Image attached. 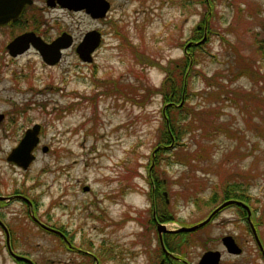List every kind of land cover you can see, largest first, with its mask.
<instances>
[{
  "label": "rangeland",
  "instance_id": "1",
  "mask_svg": "<svg viewBox=\"0 0 264 264\" xmlns=\"http://www.w3.org/2000/svg\"><path fill=\"white\" fill-rule=\"evenodd\" d=\"M108 1L99 19L46 0L28 5L38 34L75 39L54 65L32 47L10 56L16 31L0 29V196H23L0 199L9 231L6 239L0 228V264H30L6 242L33 264H159L168 243L174 250L183 239L158 236L157 225L203 220L227 201L228 182L245 191L246 201L233 200L247 211L225 207L191 234L194 245L177 250L192 264L213 246L223 252L219 264H264L249 224L264 249V0ZM91 29L101 43L86 62L74 46ZM171 105L200 110L180 138L185 164L160 136ZM35 123V159L26 169L7 162ZM152 173L163 185L154 194ZM224 235L236 238L240 255L224 251Z\"/></svg>",
  "mask_w": 264,
  "mask_h": 264
},
{
  "label": "water",
  "instance_id": "2",
  "mask_svg": "<svg viewBox=\"0 0 264 264\" xmlns=\"http://www.w3.org/2000/svg\"><path fill=\"white\" fill-rule=\"evenodd\" d=\"M33 0H0V26L5 25L12 19H15L19 13L21 12L22 8L28 4H32ZM46 4L48 6H55L59 5L61 7H66L72 10H84L91 18L99 19L105 17L107 11L110 8V2L108 0H46ZM101 41V34L98 30L92 29L87 31L81 41L76 45L75 51L78 57L82 61L90 62L92 60V54L95 49L98 47ZM72 44V37L69 33L63 32L51 42L44 41L40 36L36 35L33 31L23 32L17 36H15L12 40L9 41L6 48L11 56H17L23 54L29 48H34L40 55L41 59L48 65L56 64L62 56V50L68 48ZM3 119V114L0 113V121ZM39 132H40V125L38 123L33 124L31 127L27 128L24 131L23 137L20 139L18 144L13 147L10 152L6 156V161L9 163H13L16 166L26 169L31 162L35 159L34 149L37 147L39 143ZM43 151L47 150V147L44 146L42 148ZM163 196L165 197V201L168 202L167 194L164 191ZM12 197H2L0 196L1 200H10ZM233 203L243 205L244 208L248 209L247 205L242 203L238 200H227L222 202L220 205L215 207L206 218L199 221L196 224L190 226H181L175 230H167L163 224L157 225V231L160 235L163 231L169 232H180V231H187L191 232L194 231L205 224H207L211 218L216 215L220 210L225 208L228 205ZM249 213V210H248ZM32 220L38 222L40 226L53 233H59L55 229L45 226L44 224L40 223L35 216L31 215ZM1 225L4 228L6 233V239H8L9 235L7 232L6 227L0 221ZM252 229V233L254 235V239L258 244V247L261 251V254L264 258V249L259 241V238L256 234L254 227L252 226L251 222L249 223ZM222 242L224 247L228 253L231 254H239L241 253V248L233 241L231 236H224L222 238ZM8 246L9 253L16 259H22L24 261L33 264V262L21 255H17L13 253L10 249L9 242H6ZM220 260V252L217 250H208L203 253L201 256L199 264H218Z\"/></svg>",
  "mask_w": 264,
  "mask_h": 264
},
{
  "label": "flooded vegetation",
  "instance_id": "3",
  "mask_svg": "<svg viewBox=\"0 0 264 264\" xmlns=\"http://www.w3.org/2000/svg\"><path fill=\"white\" fill-rule=\"evenodd\" d=\"M28 7V4H26L23 8H22V10H21V12L19 13V15L15 18V19H12L10 22H8L4 27H6V28H9V29H11V30H15L16 31V33H15V35L11 38V39H13L16 35H18V34H20V33H22V32H25V31H33V32H35L37 35H39V36H41V38L43 39V40H45L46 42H51L53 39H55L57 36H59L60 34H61V32L60 33H58V34H56L55 36H53V37H51V35H48V34H46V32L47 31H45V30H43L42 32H41V34H38V32H39V29H40V22H38V19H35V23H33L34 24V29H27V27L25 26L26 25V22H33V19L34 18H32V17H25L24 18V15L26 14V11H27V8ZM50 8H53V9H61V10H66V11H69V12H84V10H72V9H68V8H66V7H61V6H59L58 4L57 5H55V6H49ZM85 13V12H84ZM86 14V13H85ZM22 17V18H24V20L23 19H19V17ZM19 19V20H18ZM15 20H18V21H16L15 23L14 22H12V21H15ZM23 27H26V28H23ZM43 32H45V34H43ZM101 32V31H100ZM85 33V32H84ZM83 37V36H82ZM10 39V40H11ZM72 40H73V42H74V37H72ZM81 40V39H80ZM77 43H79V41L78 42H76V45H77ZM75 45V46H76ZM75 46H74V50H75ZM150 175V174H149ZM151 179H152V177H151ZM152 181H153V179H152ZM149 188H150V191L151 192H153V194H154V192H155V188H156V186L154 185V183H149ZM159 186V189H161L162 187H163V185H158ZM161 192H162V195H163V192L164 191H162L161 190ZM13 196V198L12 199H10V200H5L4 202L5 203H10V202H12L13 200H23L22 198H23V196L22 195H19V194H14V195H6L5 197H12ZM152 202H153V200H151ZM165 203H167L166 201H165ZM242 203H244L243 201H242ZM26 204H27V202H26ZM233 204H236V203H233ZM236 205H238V207L243 211H247L246 210V208H244L243 207V205H240V204H236ZM152 206V205H151ZM224 209V208H223ZM222 209V210H223ZM221 212V210L218 212V213H220ZM217 213V214H218ZM155 214V211L153 212V215ZM216 214V215H217ZM216 215H214L212 218H211V220L216 216ZM160 219H163V217L161 216V218ZM210 220V221H211ZM1 221V220H0ZM34 221V220H33ZM154 221L156 222V219L154 218ZM209 221V222H210ZM37 225H39L40 226V224L38 223V222H36V221H34ZM161 223L164 225L165 223H163V221H161ZM5 226V225H4ZM165 226V225H164ZM6 227V226H5ZM0 228L2 229V231L4 232V235H6V233H5V231H4V228H3V226L1 225V223H0ZM7 229V228H6ZM195 231V230H194ZM194 231H191V232H187V231H180V232H175V233H171V232H169V233H165V234H174V235H176V237H177V235H178V237L180 236L183 240H182V242H177V241H175L174 242V245H175V248H174V250L172 249V247L170 246V243H168V248H166L165 250H164V252L162 253V255L158 258V263L159 264H192V262H190L189 260H187L186 259V257H185V254H184V252H182L183 250L181 249V250H177V248H179L178 246H181L182 245V247L184 248L185 246H191V245H194L195 244V242L196 241H194V239H192L191 238V234L194 232ZM7 232H8V235H9V231H8V229H7ZM253 234V233H252ZM158 236H159V234H158ZM224 236H230V235H224ZM224 236H221L220 237V242H221V245L223 246V248H224V251L226 252V253H228L227 251H226V249H225V247H224V244H223V242H222V238L224 237ZM253 236V238H254V235H252ZM231 238L233 239V241L236 243V244H238L237 243V240H236V238L235 237H233V236H231ZM191 240V241H190ZM255 240V239H254ZM167 242H168V240H167ZM256 242V241H255ZM176 243V244H175ZM256 244H257V242H256ZM258 245V244H257ZM259 248V247H258ZM12 250V249H11ZM208 250H217V251H219L217 248H215L214 246L213 247H208V248H204V249H202V253L199 255V257H198V260L196 261V263L195 264H199V262H200V259H201V256L203 255V253L205 252V251H208ZM7 251H8V249H7ZM179 252V253H178ZM220 252V260H219V262H218V264L220 263V261H221V255L223 254V252H221V251H219ZM8 253H9V251H8ZM229 254H231V253H229ZM236 255V254H235ZM239 255H240V253H239Z\"/></svg>",
  "mask_w": 264,
  "mask_h": 264
},
{
  "label": "trees",
  "instance_id": "4",
  "mask_svg": "<svg viewBox=\"0 0 264 264\" xmlns=\"http://www.w3.org/2000/svg\"><path fill=\"white\" fill-rule=\"evenodd\" d=\"M24 18H25V16H24ZM24 18H22L21 16L19 17V19H23V20H24ZM18 20H15L12 22L15 23ZM33 23H35V19H33V22L32 21L26 22L25 26L27 27V29H34ZM26 27H23V28H26ZM0 29H1V27H0ZM195 49L199 53H200V51H199L200 49H202L205 52V48H203L202 45L195 47ZM197 60L198 59L193 56L192 62H196ZM199 72H200L199 70H196L193 73L199 74ZM193 94L195 95V93H193ZM208 94L210 96L215 95V94H212L211 92ZM168 112L171 115V120L169 118V126H167L166 128L163 129V131L161 133L162 135H160L162 138L161 140L168 141L169 143H171V146L168 147L167 149L172 151V154H173L172 156L175 155V157L179 159V160L176 159L177 161H182L185 164L188 162V160L184 158V156L182 154V150L184 149V146H186V143L181 141L180 138L184 133L191 131L192 126L189 123H193V122L187 121V120L188 119L197 120V118L200 114V110L195 109L193 106H188V107L185 106L181 109L180 107H173L171 105L168 108ZM176 112H177V115H176ZM210 112H211V110H210ZM180 122H183V124H180ZM171 140H173V141L171 142ZM157 161H158V158L156 159L155 163H157ZM152 175L154 176V178H156V180H153V181L151 180L150 183L151 184L154 183V185L156 186L155 189H157V186L161 184V181H159L156 174L152 173ZM238 188H239L238 184H231L230 185L229 182L226 183L224 185V188H223L224 199L228 200V199L236 198V199H241V200L246 201L248 196L245 195V191H243L242 189H238ZM158 189H159V187H158ZM164 205H166V203H164ZM172 218L173 217H169V218H167V220H171Z\"/></svg>",
  "mask_w": 264,
  "mask_h": 264
}]
</instances>
